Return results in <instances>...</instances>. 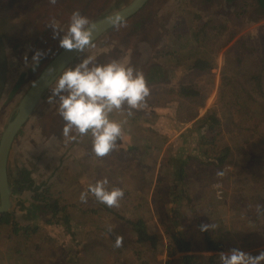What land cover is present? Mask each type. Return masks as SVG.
<instances>
[{"label":"rangeland","instance_id":"obj_1","mask_svg":"<svg viewBox=\"0 0 264 264\" xmlns=\"http://www.w3.org/2000/svg\"><path fill=\"white\" fill-rule=\"evenodd\" d=\"M130 1L56 0L53 4L50 0H0V35L8 61L7 84L0 99V138L20 98L62 49L52 38L53 22L66 30L74 11L92 22ZM252 1L150 0L71 64L85 56H92L100 64L114 59L127 61L143 71L146 81L155 77L146 74L151 66L161 69L152 80L157 82H147L151 92L146 107L132 110L131 116L126 108L110 114L111 119L126 120L125 139L102 158L92 153L90 136L66 140L62 134L65 122L56 106L48 103L52 87L46 92L17 135L8 171L13 176L23 167L36 184L47 181L52 185L50 201L58 200L64 211L53 219L57 224H48L46 219L51 215L30 206L35 202L32 191L15 195L16 221L37 227V232L13 240L9 228H5L0 234V264H167L168 236L163 223H174L182 237L192 238L196 245L201 242L202 222L215 225L210 229L224 239L225 252L234 247L253 255L264 251V216L259 215L264 196V114L258 102H249L254 126L259 127L250 133L245 129L250 123L241 122V112L232 104L236 91L244 86L252 88L247 76L264 67V17L255 21V12L241 15L244 2ZM196 14L202 15L204 22L212 18L214 25L224 23L227 28L203 44L195 43L191 26L198 22ZM176 25L178 29L173 32ZM243 41L247 46L241 51ZM35 50L45 55L33 71L30 57ZM26 53L28 66L24 62ZM188 55L211 59L213 68L209 73L196 74L186 65ZM181 82L200 87L204 94L200 104L193 105L195 102L184 99L179 90H168L177 89ZM253 95L255 100L260 98L257 91ZM259 100L264 107V98ZM182 101L186 102L185 114L192 113L191 122H181L183 113L177 109ZM210 109L220 117V128L205 131L203 140L200 135L204 131L186 132ZM137 112L146 114L135 120ZM175 124L179 128L171 127ZM133 144L140 149L125 153ZM226 147L230 148L228 161L222 166L211 165L212 156H219ZM190 154L196 158L188 161L185 182H175L176 166L182 163L178 158ZM104 178L109 181V189L119 187L124 191L112 213L94 197L86 203L79 199L88 183ZM160 179L166 180V187L175 185L179 196L172 197L169 189L159 187ZM129 220H143L151 232L159 233L162 238L158 248L139 242ZM118 235L123 243L117 248ZM191 253L204 257L199 264H219L218 258L210 263L207 257L220 253L204 252L201 246Z\"/></svg>","mask_w":264,"mask_h":264},{"label":"clouds","instance_id":"obj_2","mask_svg":"<svg viewBox=\"0 0 264 264\" xmlns=\"http://www.w3.org/2000/svg\"><path fill=\"white\" fill-rule=\"evenodd\" d=\"M55 4L56 0H50ZM52 38L58 40V47L66 51L83 53L94 47L95 24L79 11H74L67 29L51 25ZM45 55L40 50L31 52V67L35 71ZM25 66L29 55H24ZM49 71H52L49 69ZM146 77L142 70L127 61L111 60L97 63L92 56H85L74 66L65 68L53 80L48 103L55 105L58 114L65 122L62 134L67 141L90 136L92 153L102 158L119 147L118 141L125 139L126 120H114L110 114L116 110H132L146 107L150 95ZM223 173H220L222 175ZM107 178L88 183L80 194V201L86 203L89 197L108 207L119 206L124 191L119 187H108ZM215 225H201V231H208ZM111 231V229H109ZM123 238L117 236L115 247H120ZM219 264H264V251L253 255L234 247L218 256Z\"/></svg>","mask_w":264,"mask_h":264},{"label":"trees","instance_id":"obj_3","mask_svg":"<svg viewBox=\"0 0 264 264\" xmlns=\"http://www.w3.org/2000/svg\"><path fill=\"white\" fill-rule=\"evenodd\" d=\"M204 1L207 2V1H212V0H204ZM249 12L256 13L257 19H255V21L261 20L264 17V0H253L251 4H247L244 2V4L241 6V15L245 13H249ZM202 19H203L202 15L196 14V20H198V22L196 23V25L194 23L191 26V32H192L191 34L193 38L192 40L195 43L203 44L204 42H206V40H209L214 36H218L219 34L218 32H221L222 30L227 28V25H225L224 23L218 26L214 25L213 24L214 20L212 18H209L208 19L209 21L207 20L205 22ZM179 26H181V22L179 23ZM177 29L178 27L176 25V27L173 29V32H176ZM232 38L234 37L232 36L230 39ZM246 46H247V42L243 41L241 43V51L244 50ZM251 51H253L252 53H254L255 50L252 49ZM188 59L190 60L191 63H189ZM186 60H187L186 63H188L186 64L188 69L196 70L195 71L196 74H199V72L209 73L214 65V62H212L211 59H207L204 57H193L192 55H188ZM238 61L241 62V59ZM261 68L262 69H260L259 72H255L247 76L248 80H250V82L252 83V88L244 86L243 88H241V91H236L234 99L232 100L233 106L234 105L236 106V111H238L239 113L241 112V122L243 120H246L250 123L245 127L246 131L250 133L254 132L259 127L254 126L253 120L255 117L252 115L253 110H251V105L249 104V102L255 101L256 104L258 102L259 109L262 110V114H264L263 113V108H264L263 102L259 100V99L264 98V67L263 65ZM160 69H161V66L160 67L151 66L147 70L146 74H149L150 76H155V77H151L153 79H150V81H147L148 83L157 82V81H152V80H154V78H157L158 76L157 73H159ZM236 72L237 73L241 72V70L236 69ZM168 90L171 92H177L179 90L180 92H177V93H180L184 99H188L192 102H195V103L191 102L193 105L200 104V102L204 98L203 97L204 94L202 90L197 84H194V83L185 84L184 82H181L177 89L170 88ZM256 91L259 94L260 98L255 100L253 93ZM185 103H186L185 101H182V105L180 104L177 109L178 113H181V114L183 113V116H181L182 123L191 122L193 120L192 113L185 114V111H186V108L184 107ZM137 114L138 115L135 114L136 115L135 120L140 119V117L146 113L137 112ZM150 114L151 116H155V113L151 112ZM262 117H264V115ZM147 121H150V118ZM221 123L222 121L220 117L217 115L216 111L210 109L200 119L194 122V124L191 125L186 130V132H189L191 135L195 131H200V132L204 131L200 135V138L203 140L205 138V131L207 132V131H213L215 129H218L220 128ZM174 126L176 128H179L178 124L171 125V127H174ZM148 130L156 132L157 129H154L153 127L148 126ZM252 134L254 135V133ZM209 139L214 141L215 138L211 136L209 137ZM206 141L208 143L212 142V141H208V139H206ZM139 149L140 147L137 145H134V144L129 145L128 148L125 149L126 150L125 153H128L130 151L139 150ZM229 154H230V148L226 147L224 151L223 150L220 151L219 156L218 155L212 156V161H210V164L215 165V166L224 165L228 161ZM194 158H196V155H193V154L187 155L185 158L183 157L178 158V161L180 162L182 161V163L179 166H176V169L174 172L175 182H179V181L185 182V179H186L185 177H186V172H187L186 166L190 162V160ZM174 161H176V158H173L172 163H175ZM9 177H10V182L13 185V190H14L13 198L15 195H18L19 193H22L26 190L32 191L33 192L32 198H34L35 202L32 203L30 206L37 208V209H41L43 210L45 214L51 215L50 219H46V222L48 224L58 223V220L54 221L53 219H55V217H57V215L60 212L64 211V208L60 207L61 205L58 200L50 201L49 199L50 197H48V195H49V192L52 186L51 184H49L47 181L41 182L40 184H36L35 180H33V178L30 176V171H28L26 168H23V167L17 169L15 175L13 176L9 175ZM160 180L161 181H159L160 182L159 187L164 186L163 190L169 189L168 193L172 197L179 196L176 189L174 188L175 185L166 187L167 185L166 180L165 179H160ZM261 201H262V205H261V208L259 209V215L264 216V196ZM105 209H107V211H110L111 213L113 212L112 207L106 206ZM15 211L16 209H15V206L13 205L10 211L0 214V234L5 228H9V233H10L9 238H13L14 240L15 237L18 235H21L25 238H29L31 235L37 232V227H34L31 224H28L25 226L20 225L19 222L16 221ZM67 219H68V216H66V220ZM128 223L131 224V226L136 231L137 236H138L137 239L139 242H142V243L149 242L152 245V249L158 248V244L160 243V239L162 238L159 233L151 232L147 228L143 220H137V221L129 220ZM163 225L165 226V233L168 236L167 247H168V256L170 259L167 264H174L175 261H177L180 264H199L201 263L202 258L204 257H199L191 253L196 248V246H201V250H203L204 252H209V253L210 252L221 253V252L227 251V247L225 245L224 239L222 240L219 239V237H217L216 234H214V232L210 228L206 232L201 231V236H202L201 242L197 241V245H196L192 238L186 237V236L182 237L180 231L177 230V227L174 225V223H171V225H167V226L165 223H163ZM201 225H205V224H203L202 222H199L200 229H201ZM262 226L263 225L261 224L260 227L262 228ZM180 254L181 256H177ZM218 256L219 255L217 254L209 255L207 259L210 261V263H212V261L217 259Z\"/></svg>","mask_w":264,"mask_h":264},{"label":"water","instance_id":"obj_4","mask_svg":"<svg viewBox=\"0 0 264 264\" xmlns=\"http://www.w3.org/2000/svg\"><path fill=\"white\" fill-rule=\"evenodd\" d=\"M150 0H131L122 8L105 14L91 23L95 24L93 43L113 27L134 16ZM76 51L61 49L44 67L34 82L16 104L0 138V214L13 207V185L10 182L8 164L17 135L30 119L53 80L81 55ZM51 69L52 71H49ZM8 76V61L5 44L0 35V99L5 91Z\"/></svg>","mask_w":264,"mask_h":264},{"label":"flooded vegetation","instance_id":"obj_5","mask_svg":"<svg viewBox=\"0 0 264 264\" xmlns=\"http://www.w3.org/2000/svg\"><path fill=\"white\" fill-rule=\"evenodd\" d=\"M8 77V76H7ZM7 84V83H6Z\"/></svg>","mask_w":264,"mask_h":264}]
</instances>
